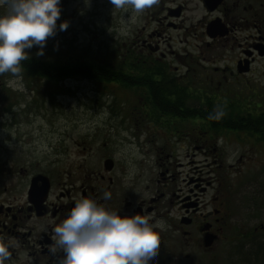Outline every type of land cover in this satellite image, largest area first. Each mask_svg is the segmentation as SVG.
<instances>
[{"label":"flooded vegetation","instance_id":"flooded-vegetation-1","mask_svg":"<svg viewBox=\"0 0 264 264\" xmlns=\"http://www.w3.org/2000/svg\"><path fill=\"white\" fill-rule=\"evenodd\" d=\"M159 1L156 24L148 28L146 23L141 29L133 30L134 48H131L143 64L161 68L160 75L155 74L152 81L185 86L182 87L185 91L186 86L196 83V76L189 81L187 75L195 70L189 64L194 57L182 47L187 37H193L201 39L204 47L211 50L195 61L206 70V77L198 80L212 82L214 78L217 89L204 98L201 93H193L196 98L188 99L191 106L197 100L194 107L199 110L206 101L212 103L214 112L216 106L232 107L231 101L217 91L223 85L243 82L248 85L246 94L260 99L264 107V0ZM251 87H261L260 92ZM17 91L8 87L0 76V113L4 117H0L1 126L16 124L14 117L20 113L16 105L21 107ZM140 91L139 105L144 112L145 100L150 96L145 89ZM237 101V108L249 117L251 105L238 98ZM256 107L262 106L257 103ZM9 146L0 145V236L9 243L12 253L5 264H58L63 252L53 254L49 250L55 240L52 229L81 197L94 198L120 215L139 213L149 216L150 222L162 220L165 227L154 229L159 235L155 264H264V167L240 185L225 184L219 176L218 145H189L190 150L199 152L205 167L213 166L208 171L213 177L202 185L200 179L187 175L190 179L183 181L185 186L175 188L169 187V183L179 175L175 167L181 168V164L176 161L171 164V154L165 145L159 148L153 145L148 151L153 152L158 167H163L155 177L139 169L131 154L118 149L116 153L103 154L102 168L83 175L79 187L71 181L69 164L65 171L55 168L58 159L57 165L52 163L50 169L38 168L37 164L31 174L18 163L20 167L16 165L12 169ZM259 152L264 155V145H259ZM252 153L238 157L237 163L253 159L257 154L252 156ZM162 157L165 163H159ZM66 160L68 157L61 163ZM61 175L68 179L65 181ZM39 179L46 180L49 187L42 196L30 197L31 184L42 186ZM208 187L210 197L204 200ZM106 190L111 192L107 200L103 197Z\"/></svg>","mask_w":264,"mask_h":264},{"label":"rangeland","instance_id":"rangeland-1","mask_svg":"<svg viewBox=\"0 0 264 264\" xmlns=\"http://www.w3.org/2000/svg\"><path fill=\"white\" fill-rule=\"evenodd\" d=\"M160 7L159 1L158 4L136 15L135 19L128 23V31L125 34L120 31L121 20L122 17L133 15L130 10L123 12L116 9L109 0H90V3L88 0H61V16L57 20V25L66 20L68 28L63 31L57 30L54 37L47 39L43 55L37 54L36 46L27 49L28 59L36 57L56 62L66 58L73 60L82 57L105 65L117 61L119 55L126 59L125 54L133 55L131 51L133 30L141 29L146 23L148 28H152L156 24L154 20L158 17ZM5 11V7L0 6V14ZM200 40L187 37L186 43L182 45L194 57L193 63L189 64L195 70L189 71L187 75L189 81H193L191 77L196 76V83L186 86V91L194 98L196 97L193 93H201L204 98L215 93L217 89V80L214 78L212 82L198 80V77H206V70L202 68L200 62L195 61L196 59L199 61L200 55L206 56L211 53ZM197 45L199 47H196ZM224 64L230 65L229 63L221 65ZM210 70L208 72L211 74ZM186 71L182 69V72ZM229 71L230 69L225 71L226 76ZM22 75L25 88L23 91H17L21 107L16 105L17 110H20L14 117L16 124L10 127L0 125V145H11L9 162L12 169L19 164L26 167L24 169L31 174L32 171H36L37 164L38 168L50 169L52 163L54 166L58 159L59 163L55 164L57 165L55 168L65 171L69 164L71 181L79 187L83 175L102 168L103 154L116 153L118 149H122L125 153L131 154L136 166L142 168L146 175L155 177L157 173L163 171V167L159 168L153 152H148L152 150L153 145L155 148L165 145L168 148L167 153L171 154V164L174 165L175 161L181 164V168L175 167V173L179 175L175 177V181L169 183L171 188L178 185L184 187L183 181L189 178L187 175L194 177V180L200 179L202 185L213 177L212 173H208L213 166L205 167L206 162H202L204 160L198 155L199 152L190 150L189 145H218L221 166L219 176L225 184L231 186L242 184L255 174V171L258 173L264 167V155L260 152L257 154L259 145L264 143L256 136L245 131L229 130L205 133L203 123L197 118L171 120L164 117L166 125L162 127L151 122L150 117L145 115L140 107V90L127 89L117 83H101L82 78L54 83L28 76L25 70H22ZM0 76L7 83L11 73ZM246 86L248 85L243 82L223 85L217 93L230 100L234 107L238 105L237 98L248 102L247 98L250 95L248 102L251 105L250 112L262 114L263 103L260 99H254V95L246 94ZM251 88H256L260 92L261 87ZM196 102L197 100H194V106ZM257 103L262 104L263 108L256 110ZM0 117L4 119L3 115ZM250 151L253 152L252 156L254 153L257 155L251 160L246 159L237 163L238 157ZM66 157L68 160L62 164ZM4 159L5 157L1 161ZM159 163H165L163 157ZM192 169L198 171L197 174H194ZM74 171L76 173L73 175ZM61 177L65 181L68 179L66 175ZM154 177L153 179H156ZM198 183L200 182H196ZM204 196V200L209 199V187Z\"/></svg>","mask_w":264,"mask_h":264},{"label":"clouds","instance_id":"clouds-1","mask_svg":"<svg viewBox=\"0 0 264 264\" xmlns=\"http://www.w3.org/2000/svg\"><path fill=\"white\" fill-rule=\"evenodd\" d=\"M90 3V0H88ZM116 9L129 10L131 17H122L120 31L127 33L128 23L159 0H109ZM6 11L0 14V74L11 73L8 87L23 91V64L29 58L27 49L36 46L38 55L49 37L57 30H66L68 21L57 20L61 16V0H0ZM224 111L219 108L210 119L219 120ZM105 200L111 198L104 191ZM151 218L139 213L120 215L108 210L90 197H81L57 223L52 232L54 243L49 245L53 254L62 251L58 264H155L159 235L156 227L163 229L164 222H150ZM9 243L0 236V264L11 257Z\"/></svg>","mask_w":264,"mask_h":264},{"label":"trees","instance_id":"trees-1","mask_svg":"<svg viewBox=\"0 0 264 264\" xmlns=\"http://www.w3.org/2000/svg\"><path fill=\"white\" fill-rule=\"evenodd\" d=\"M129 55H124L126 59H122L119 55L117 61L106 65L82 57L73 60L66 58L56 62L31 57L22 61V70H25L28 76L54 83L82 78L101 83H117L131 90L145 89V93L150 97L145 100L144 113L150 117L151 122L162 127L166 125L164 117H169L171 120L197 118L203 123L205 133H219L222 130L245 131L264 143V114L251 113L247 117L244 113L241 114V109L232 106L222 108L224 117L221 119H210L209 114L215 113L211 102H204L200 110L189 105L188 99L191 97L189 91L176 85H161L153 82V76L160 75L161 68L143 64L136 56Z\"/></svg>","mask_w":264,"mask_h":264},{"label":"water","instance_id":"water-1","mask_svg":"<svg viewBox=\"0 0 264 264\" xmlns=\"http://www.w3.org/2000/svg\"><path fill=\"white\" fill-rule=\"evenodd\" d=\"M41 181L43 182V184L40 187H36L34 184H31V188L29 192L30 197H34L38 195L42 196L47 191L49 187V183L46 180H41Z\"/></svg>","mask_w":264,"mask_h":264}]
</instances>
